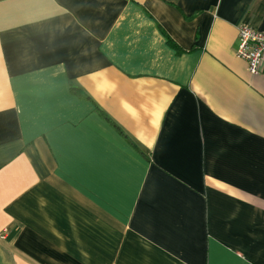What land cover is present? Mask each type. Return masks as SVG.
Instances as JSON below:
<instances>
[{"label": "crops", "instance_id": "obj_1", "mask_svg": "<svg viewBox=\"0 0 264 264\" xmlns=\"http://www.w3.org/2000/svg\"><path fill=\"white\" fill-rule=\"evenodd\" d=\"M264 0H0V264H264Z\"/></svg>", "mask_w": 264, "mask_h": 264}, {"label": "built area", "instance_id": "obj_2", "mask_svg": "<svg viewBox=\"0 0 264 264\" xmlns=\"http://www.w3.org/2000/svg\"><path fill=\"white\" fill-rule=\"evenodd\" d=\"M239 45L236 56L247 65L251 76L260 74V67L264 64V32H259L246 25L238 27Z\"/></svg>", "mask_w": 264, "mask_h": 264}]
</instances>
